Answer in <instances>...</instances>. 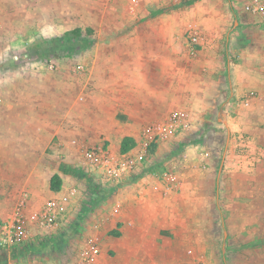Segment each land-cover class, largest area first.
<instances>
[{
	"label": "rangeland",
	"instance_id": "374dc122",
	"mask_svg": "<svg viewBox=\"0 0 264 264\" xmlns=\"http://www.w3.org/2000/svg\"><path fill=\"white\" fill-rule=\"evenodd\" d=\"M254 2L264 6V0L246 4ZM131 4L133 0H0V232L22 202L39 224L38 211L51 193L46 183L64 164L75 181L76 195L71 196L76 201L65 217L60 214L56 224L36 236L35 246L52 242L53 250L60 251L59 245L65 244L67 253L80 251L79 246L92 248L96 262L101 251L88 230H96L100 220L107 223L104 197L98 200L95 195L97 189L106 195L110 181L85 164L83 150L91 142L79 136L90 127V72L98 44L123 41L129 33L125 40L137 41L142 30L167 26L174 27L182 46L192 47L193 34L205 40L208 28H222L225 41L239 21L232 0H139L135 13L129 10ZM246 10L253 17L249 26L264 29V12ZM197 53L188 50L190 57ZM225 136L212 181L172 216V234L161 232L172 240L161 243L165 256L158 264H264V163L249 164L245 170L225 168ZM68 141L77 148L68 149ZM157 148L156 143L148 148L143 168L152 166L149 156ZM165 165L151 169L178 173L173 165ZM33 171L36 185L26 194ZM201 178L202 184L205 176ZM66 198L69 201L68 194ZM167 218H162L164 224H170ZM119 233L110 224L104 234ZM21 247L16 250L20 256ZM111 250L110 245L105 249L104 264H111ZM26 260L33 262L34 257Z\"/></svg>",
	"mask_w": 264,
	"mask_h": 264
},
{
	"label": "crops",
	"instance_id": "0c3cea01",
	"mask_svg": "<svg viewBox=\"0 0 264 264\" xmlns=\"http://www.w3.org/2000/svg\"><path fill=\"white\" fill-rule=\"evenodd\" d=\"M246 3L247 0H232L239 21L235 22L234 30L228 31L225 41L224 29L208 28V38L197 36L192 47L182 46L174 27L165 26L142 30L137 41L125 40L129 33L123 41L115 38L98 44L90 72L93 85L89 98L90 127L81 133L80 140L84 136V140L91 142L90 147L105 148L119 157L136 150L135 146L122 152L124 138H132L135 145L142 144L146 127L166 124L177 112L184 115L180 121L188 123V127H180L156 142L157 151L149 156L150 168H143L142 160L132 174L108 183L110 188L101 201L107 223L100 220L96 230H88L101 251L92 264H104V251L109 245L111 264H134L135 260L136 264H158L165 256L161 254V243L172 240V236L161 232L172 234L175 219L172 216L185 207L189 196L198 195L201 186L212 181L224 133L225 168L236 165L237 169L245 170L249 164L264 163V29L249 26L253 17L248 15ZM202 42L197 49L196 45ZM188 50L198 53L190 57ZM251 92L256 95L250 96ZM70 148L77 146L70 142ZM159 164L178 169L182 182L176 192L157 180L160 170L154 172L151 168ZM62 165L49 177L45 189L51 193L41 207L50 197L64 198L60 217H65L77 198L71 196L76 195L72 189L77 188L68 172L62 171ZM56 173L62 180L59 191L51 189V178ZM202 176L205 182L201 184ZM35 178L33 171L30 186L23 192L28 194L34 189ZM166 208L170 211L165 215ZM27 216L29 239L21 245V257L33 256L35 264H69L78 258L80 246L75 253H67L65 244L59 245L60 251L53 250L52 242L41 243L37 248L34 240L39 233L47 232V227L40 226V222L37 225L30 213ZM164 217L170 224L162 222ZM110 224L118 227L120 233L105 236ZM19 247L12 248V254H17L14 257L20 256L16 252Z\"/></svg>",
	"mask_w": 264,
	"mask_h": 264
},
{
	"label": "built area",
	"instance_id": "2783aa9c",
	"mask_svg": "<svg viewBox=\"0 0 264 264\" xmlns=\"http://www.w3.org/2000/svg\"><path fill=\"white\" fill-rule=\"evenodd\" d=\"M139 0H133V4L129 7L131 13L136 12V7ZM246 9L255 12H264V6L254 3L253 6L248 4ZM264 15V14H263ZM198 37L192 36V40L197 42ZM81 68V66H78ZM256 95V92H251L250 96ZM245 104H249V99L245 100ZM182 113L172 115L170 122L159 125H149L143 131L144 141L141 147L136 148L135 152L124 154L119 157L112 155L107 149L102 147H89L83 150L85 164H88L93 171H100L109 181H117L121 177L132 174L143 160L148 148L156 143L160 138H163L168 133L177 131L178 128H187L188 123H182ZM180 121V123H179ZM179 123V124H178ZM158 177L161 182L168 185V188L173 189L179 185L180 177L178 173L171 169H163L159 172ZM76 193V189H72ZM61 197H50L38 211V219L42 226L48 227L56 224L60 216ZM28 216L24 211L23 202L19 204L14 215L13 221L0 232V254H7V258L2 264H34L21 256L14 257L12 248L21 246L27 243L29 239ZM9 255V256H8ZM96 252L92 248L84 247L81 249L78 258L69 264H92L95 260Z\"/></svg>",
	"mask_w": 264,
	"mask_h": 264
},
{
	"label": "trees",
	"instance_id": "16d2710c",
	"mask_svg": "<svg viewBox=\"0 0 264 264\" xmlns=\"http://www.w3.org/2000/svg\"><path fill=\"white\" fill-rule=\"evenodd\" d=\"M134 145H135V141L132 138L126 137L123 140V144L121 146V150H122V152H125V151L129 150L130 148H132ZM61 169L64 172L70 171L65 165L64 166L62 165L61 166ZM61 185H62V180H61L60 175L57 174V173L54 174L52 176V178H51V189L53 191H59L61 189ZM96 191L97 192H96L95 197L98 200H101L105 195L102 194L101 189H97ZM4 259H6V256L5 255L4 256L3 255H0V262L3 261Z\"/></svg>",
	"mask_w": 264,
	"mask_h": 264
}]
</instances>
